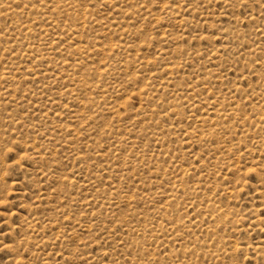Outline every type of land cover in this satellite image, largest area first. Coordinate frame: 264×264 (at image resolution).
Returning <instances> with one entry per match:
<instances>
[{"label": "rangeland", "instance_id": "obj_1", "mask_svg": "<svg viewBox=\"0 0 264 264\" xmlns=\"http://www.w3.org/2000/svg\"><path fill=\"white\" fill-rule=\"evenodd\" d=\"M0 264H264V0H0Z\"/></svg>", "mask_w": 264, "mask_h": 264}, {"label": "bare ground", "instance_id": "obj_2", "mask_svg": "<svg viewBox=\"0 0 264 264\" xmlns=\"http://www.w3.org/2000/svg\"><path fill=\"white\" fill-rule=\"evenodd\" d=\"M10 2H12V1H10ZM11 4V3H10ZM13 4V3H12ZM58 65V64H57ZM105 75V74H104ZM3 165V164H2ZM182 189V188H181Z\"/></svg>", "mask_w": 264, "mask_h": 264}]
</instances>
